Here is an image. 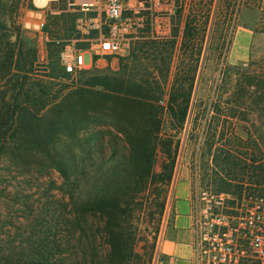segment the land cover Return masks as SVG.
<instances>
[{
	"label": "rangeland",
	"instance_id": "374dc122",
	"mask_svg": "<svg viewBox=\"0 0 264 264\" xmlns=\"http://www.w3.org/2000/svg\"><path fill=\"white\" fill-rule=\"evenodd\" d=\"M64 1L55 0L51 6L62 7ZM144 1L148 8L144 14L148 19L151 15L161 16L163 23L159 25H168L169 38L152 40L146 30L143 39L131 41L125 56L100 59L89 69L75 75H63L59 52L62 41L75 37V13L44 15V26L38 27L36 12L41 9L33 6L31 0H7V4L19 9V18L15 23L21 25L20 37L25 51L35 49L42 64L37 83L43 88L37 92V106L45 103L49 108L71 90H88L91 101L83 107L82 112L56 118L47 113L38 118L41 126L49 121L55 122L53 136L47 143L53 149L68 148L80 153L92 134H99L103 137L101 147H104L101 157L106 155L103 149L110 147L108 143L114 132L106 124L112 114L103 105V94L111 89L109 87L115 88L120 83L128 82L147 84L161 105L166 91L175 80L192 83L187 118L176 138L179 148L161 220L157 223L155 214H152L154 199L137 219L136 216L131 219V228L140 231L137 236L142 235L147 240L134 244V251L141 255L146 253L152 237L157 240L159 230L165 224L174 185L177 184V189L182 191L189 188L192 210L195 206L203 207L209 199H219L218 195L221 194H217L220 193L218 189L225 190L227 187L222 182L235 185V180L240 179V175L230 177L220 172L219 163L211 161L206 149L201 150L202 139L211 126H228L230 122L235 125L237 136L247 138V119L255 114L251 112L255 106L249 103L251 99L244 92V81L248 79L245 77L260 75L264 71V33L256 32L260 12L256 7H244L245 0ZM168 1L173 6L171 15H167ZM259 6L264 8V0L259 2ZM187 16L190 17V24L184 34ZM41 29L47 33L46 40L42 38ZM83 62L90 64L87 53L83 55ZM97 76L104 77L106 87L90 86ZM164 79L166 91L160 94ZM257 103L261 105L262 100L257 99ZM218 132L216 130L214 136L216 141ZM44 148L41 139H34L26 128L17 127L15 136L9 140L7 154L0 160V264H57V237L66 230L82 231L83 243L90 258L95 257L97 252L103 253V240L96 231L95 219L80 216L77 222L71 216L66 194L68 186L53 169V163L41 152ZM161 162L159 156L157 163ZM86 163L89 162L86 160ZM159 169L158 165L156 170ZM71 181L74 194L82 188L80 183L83 180L75 182L71 177ZM205 190L207 194L201 199L200 193ZM220 197L223 209L226 206L229 208L236 223L247 204L246 200L231 195ZM153 250L154 247L148 264H152ZM73 261L69 260L68 263L74 264Z\"/></svg>",
	"mask_w": 264,
	"mask_h": 264
},
{
	"label": "trees",
	"instance_id": "16d2710c",
	"mask_svg": "<svg viewBox=\"0 0 264 264\" xmlns=\"http://www.w3.org/2000/svg\"><path fill=\"white\" fill-rule=\"evenodd\" d=\"M259 2L262 0H245L243 6L259 10L256 32L264 33V8ZM17 10V6L7 4V0H0V160L8 152L15 129L26 128L30 136L44 143L41 152L68 186L66 194L71 216L77 222L80 216L95 219L96 231L103 240V253L97 252L90 258L82 231L66 230L57 237V264H70L69 260H74V264H148L155 237L148 243L146 253L141 255L134 251L135 243L147 240L142 235L137 236L140 231L131 228V219L135 216L137 219L154 199L152 214L157 223L161 220L179 148L176 138L187 118L192 83L175 80L166 91L164 79L159 92L162 94L165 90L166 98L161 105L147 84L128 82L104 89L103 105L112 114L106 124L114 131L108 143L110 147L103 149L106 155L101 157L104 147H101L103 137L99 134H92L80 153L68 148L53 149L47 143L53 136L55 122L41 126L38 118L47 113L56 118L82 112L91 100L87 89L76 88L49 108L45 103L37 106V92L43 88L37 83L42 64L35 49H24L21 25L15 23L19 18ZM189 24L190 17L187 16L184 34ZM62 74L70 75L63 71ZM245 78L248 79L244 81V92L251 99L249 103L255 106L251 109L255 114L247 119V138L237 136L233 122L228 126L214 125L202 139L201 150L206 149L211 161L219 163L218 168L225 176H241L233 179L235 185L222 182L228 188H219V192L230 193L239 199L244 195L254 201L264 199V71ZM90 86L106 87L104 77H94ZM257 99L262 100L261 105ZM216 130H219L217 141L214 140ZM159 156L161 163H157ZM71 177L75 182L83 180L82 188L74 194Z\"/></svg>",
	"mask_w": 264,
	"mask_h": 264
},
{
	"label": "built area",
	"instance_id": "2783aa9c",
	"mask_svg": "<svg viewBox=\"0 0 264 264\" xmlns=\"http://www.w3.org/2000/svg\"><path fill=\"white\" fill-rule=\"evenodd\" d=\"M144 4V0H89L76 5L75 37L61 42L62 71L75 75L89 69L98 59L125 56L131 41L143 39L146 30L152 40L169 38L168 25H159L163 18L151 15L148 19ZM167 5V15H171L172 2L168 1ZM86 53L90 57L89 65L83 62ZM206 194V190L202 191L200 198L204 199ZM219 199H209L203 207L190 210V264H264V199L253 201L243 195L241 199L247 204L236 223L229 208L223 209Z\"/></svg>",
	"mask_w": 264,
	"mask_h": 264
},
{
	"label": "crops",
	"instance_id": "0c3cea01",
	"mask_svg": "<svg viewBox=\"0 0 264 264\" xmlns=\"http://www.w3.org/2000/svg\"><path fill=\"white\" fill-rule=\"evenodd\" d=\"M55 0H46L43 6H36L31 0V4L41 10L36 12L39 21L36 26H44L43 16H58L62 13L72 14L76 5L89 0H65L62 7H52L51 2ZM42 38L46 40L47 33L41 32ZM100 59H98L95 63ZM178 185H174L170 202V212L167 214L163 228L159 230L157 240L153 250V257H156L153 264H190L191 251L189 242L191 238V214L189 188L177 189Z\"/></svg>",
	"mask_w": 264,
	"mask_h": 264
},
{
	"label": "bare ground",
	"instance_id": "6f19581e",
	"mask_svg": "<svg viewBox=\"0 0 264 264\" xmlns=\"http://www.w3.org/2000/svg\"><path fill=\"white\" fill-rule=\"evenodd\" d=\"M46 0H34V3L37 6H43L45 4Z\"/></svg>",
	"mask_w": 264,
	"mask_h": 264
}]
</instances>
